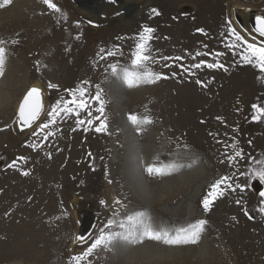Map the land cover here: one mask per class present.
I'll return each instance as SVG.
<instances>
[{"label":"rangeland","instance_id":"374dc122","mask_svg":"<svg viewBox=\"0 0 264 264\" xmlns=\"http://www.w3.org/2000/svg\"><path fill=\"white\" fill-rule=\"evenodd\" d=\"M1 1L2 0H0V2ZM62 1L64 3L62 6L68 9H64L61 5L57 6L64 13L67 11V20H63L58 14L56 18L57 23L55 22L57 26H59L62 21L65 23L64 25H67V29L63 31L64 35L65 33L67 34V38L63 35L62 41H60L61 39L59 40V42H62V45L66 46L67 42H71L72 36L74 35L76 39V44L72 45L74 47L83 45V42H88L89 46L92 47L99 45L102 49L104 47H109L110 50L114 52H122V55L118 54L113 56L114 58L102 61L103 69H108L102 82L106 86L109 98L107 96L104 97V95H106V90H104V95H102L104 101V115L101 117V119L106 118L107 129L102 133L95 132L94 127L99 121H96L92 126L84 125L77 127L76 118L74 119L75 126L71 128L69 127L71 118L67 117L63 121L58 119L57 126L61 130L57 131L54 137H50L42 148L33 150L28 147V145L33 142H41L40 137L37 138V136L32 135L33 131L19 139L21 135L18 137L14 131V129L17 128L18 122V109L16 104L18 103V106L20 105L25 96L23 95L24 92L29 90L30 86L33 84L41 85V92L43 94L42 112L36 120L37 123L35 122L34 124H37V128L40 123L46 122L47 112L50 110L51 106L60 97H64L65 99L69 98L66 90L76 89L78 86L77 83H79L78 79L80 78L73 81L74 78H71V75L67 74L70 72V68L76 63L75 59L78 58V48L76 51H73L74 53H72L71 50L70 58L66 56V58L69 59L66 66L68 72H63L60 66L63 64V57H65L64 55L66 54L61 52L59 55V51L57 52L58 44L54 45L55 38L53 37V44L47 46V56H41V53L36 51L35 41L32 37L33 35H37V31H28L27 28L25 29V26L28 25V21L33 20L37 22L35 19H32L34 14L32 11L38 4L42 3L41 0H13L11 5L0 8V39L8 41L5 45L7 48L5 74L3 77H0V129H2L0 130V185H3L6 179L14 177V175H12L13 171L19 176L23 171L20 170L19 167L29 169V156L38 158V160H32V162L35 161L34 163L37 166L42 164L46 166V169L43 171H34L32 174L28 175V178L24 181L25 183H23V187H0V264H69L71 256L81 253L84 247L87 246H82L81 243L76 240L77 236L82 235L89 237L90 242L91 237L97 235L99 228L106 224L109 219L119 221L128 214L126 213L127 211H142L149 217H151L152 213L154 216L159 215L162 219L165 218L161 223H156L154 221V224L157 226L153 225L156 228L161 226L164 230H175L186 224L189 225L201 220L204 217L220 218L221 224L224 223L225 225L220 230L216 228L219 232H215L214 227H210L211 230L206 224L197 244L180 246H166L164 244V247L168 248V250L166 249L167 251L164 250V247H161L157 252H152L147 257H145V255H140V253L136 254L137 252L131 257V251L127 254H123V258L121 256L119 257L120 247L118 246H120L121 241L120 238H117L110 246L113 249V253L115 254V252H117V254L113 256V261L108 264H212V251L214 250L216 253L218 249H220L223 259L221 260L222 257L220 258L219 256H213V258L215 257L214 264H223L224 261H226L227 264H264V216L260 215L257 211L261 199L259 193L264 192V183H261L257 178L251 180L250 186L243 193L239 190L236 192H226L223 197L215 200L213 205L218 202L219 205H212L215 208L212 209L214 210L213 212L208 211L207 213L209 214L205 213L202 206V200L210 190V185L220 177L219 173L222 171V168L218 169L216 164L223 167L227 163H220V160L224 159L221 155V153L224 152V146L217 143V140L232 143L233 139H235L238 145H242V147L241 145L238 147H241L246 154H251L256 157L264 155V122H253L251 119L253 114L251 106L259 102L260 105L264 104V93L262 94L264 90V73L261 76V72L254 67L252 68L251 65H247V69L241 65L242 62H240L239 49L236 50L237 55H235L238 56L237 58L239 60L236 58L234 60L237 64H234V67H240L239 69H232L233 65L231 64V66L228 62L223 60V57L227 53V56H225L226 58L230 55L226 44L232 42V38L228 35V22L231 21L232 27L240 31L242 33L241 35L244 34V32L239 30L232 21V7L239 6L244 9L253 8L252 10L254 13L256 12V14H259V12H264V0H208V2L206 0L207 3L205 0H198L199 3L205 4L203 8L205 7L209 10L214 9L213 11L211 10V12L202 9V16L199 19L197 13L198 6L196 7L198 4H196L195 0H151L150 2L152 4L146 0H133L136 1V4L128 7L133 9H131L130 13L126 12L127 9L125 10V15L127 17H124L123 21L113 19L114 21L112 20V22L110 21L97 25L91 24L87 19L82 21L78 19L80 13L73 0ZM126 1L129 0H115L116 3H124ZM219 1L222 2L219 3ZM14 2L17 3L16 8L12 7L15 4ZM211 4L214 5V7H212ZM80 5L86 8H92L93 1L86 5ZM153 9H156L159 15H156L152 11ZM215 9L219 10L216 12ZM237 23H239L238 20ZM128 24H130V26ZM144 26L155 29L153 33L154 39L150 44L152 49V60L147 62L146 70L162 73L169 78L161 79L156 83L139 82L138 85L128 87L123 81L122 74L119 78L112 75L108 65L115 63L123 67L130 64V53L134 50L138 34L142 32ZM82 29L84 31H82ZM94 29L97 30L95 33H93ZM197 29H204L206 35L198 32ZM75 32L77 34H75ZM83 37H85V39H83ZM12 39H17L19 43L12 45ZM98 42H100V44H98ZM109 42L113 44L111 45L113 49L108 46ZM219 44H221V46ZM216 45L223 49L219 52H225L224 55L220 57L221 59H218L220 62L222 61V64L226 63L230 66L225 64V67H228L227 72L223 69H208L211 70V72H208L207 75L204 73L203 69L206 68L204 67L202 69H193L192 71L195 74L189 76L187 72H184L178 66L181 62L162 59V57L165 56H183L184 60L182 63L185 68L200 60H207V62L210 63L209 60L214 61L212 59L215 54L211 49ZM34 49L36 50L34 51ZM196 51L207 52L209 55L201 56L202 58L197 57L196 60H192L191 55ZM99 52L97 48H94V50L87 54V56H91L89 60H97L96 62H98L99 58H95V56H97ZM237 61H239V63H237ZM37 62H39V64ZM43 63L44 65L41 69L39 65ZM92 65H95V63ZM165 65L172 66L165 67ZM251 68L252 72L250 71ZM143 70L144 69H142V71ZM239 71L243 72L244 75H241L242 73ZM248 71L251 73V76L247 73ZM172 73H177V75L172 77ZM237 73L239 74L237 75ZM234 74L235 76H233ZM236 76L239 77L238 80L242 78L238 84H236L238 80L235 81L237 78ZM205 78H208V80L206 81ZM197 79H200L203 85L206 86L196 84L195 81ZM224 79L226 81H224ZM233 79L234 81H231ZM248 79L250 84L249 81H247ZM216 80L217 82H214ZM177 81H179L180 84L177 83ZM259 81L261 83L257 84ZM50 82L58 85V88L49 89L48 84ZM208 83H211L210 87H208ZM192 84L193 86H191ZM234 84H236V86ZM96 85L100 86V83H95L89 89L92 95L95 94ZM249 85L254 87L252 88ZM166 87L171 91L174 90V93L164 90V92L167 91L168 93V95H166V93L162 94L161 90L159 92L157 91L158 89H167ZM194 87L200 89H194ZM249 87H251L250 89L252 90L248 89ZM208 88L211 90H208ZM220 90H222V93ZM190 91L192 93H190ZM209 91H211L212 95H210ZM249 91L253 93L251 94ZM213 92L215 95H218V97L215 98H219V100L213 97ZM217 92L222 94V99H220L221 95L219 96ZM184 93H187V95ZM229 93H233V95H229ZM248 93L249 98L247 97ZM257 93L261 96L257 95ZM202 94H207L208 96H203ZM254 94L257 97H255ZM205 97L211 101H208ZM187 98L189 99L187 100ZM201 98L204 102L201 101ZM227 98L230 100L229 102ZM196 100H200V103ZM214 100L216 103L220 102V106L221 104L223 105L220 107L216 103V105L213 104L216 108L215 110L211 104V102L214 103ZM109 101L112 105L114 104V107L106 108L107 106L105 105H107ZM187 101L193 106H190ZM207 102L209 103L207 104ZM201 104H203V106H200ZM227 104H229L231 109L226 107ZM239 105L241 107H239ZM232 106L234 109H232ZM207 107H209V109L212 107L213 109L209 110ZM249 107L251 108L249 109ZM221 108L223 111L225 110L224 112L228 116H225L226 118L221 117V119H217L218 117L214 118L216 112L222 111L218 110ZM238 108H240V110ZM186 110L188 112H185ZM211 111L212 113H210ZM214 111H216L215 114ZM232 111L236 113L234 114ZM231 112L233 113L232 115ZM82 114V118H89L86 113ZM130 114L137 115L140 118L148 117L152 120V123L141 125V130L138 132L137 126L133 125L128 120ZM93 115H99V113L93 111ZM216 116H218V114H216ZM208 118H210V122ZM211 118L212 120L215 119V122L212 121ZM66 120L67 122H65ZM218 120L222 121L216 123ZM233 121L235 122L230 123ZM212 122H214L216 126L212 125L214 124ZM64 127L67 128H65L66 131L73 128L75 131L63 132L62 128ZM222 127H226L227 129L231 128V131L227 129L224 130ZM85 128H88V130L85 131ZM234 128H236L235 132H233ZM27 129L28 128L25 130L27 131ZM25 130L22 132H26ZM236 131H238V134ZM230 132H232V134ZM209 133L218 135H209ZM65 137L69 138L62 142V138L65 139ZM12 138L14 140H12ZM53 138L59 139L54 141ZM12 141H14V143ZM60 141L61 144L64 143L63 146L59 144ZM249 141H251V143H249ZM55 143H57V145ZM103 147L104 149H101ZM143 150L147 153L159 151V153L162 154V156H160L161 160L157 161L158 157H155V163L152 164L162 171H164V169L168 170L164 167L174 163H179L182 168L172 172L171 175L153 174L150 176L145 172L146 162L142 159L143 163H140L132 173V169L134 168L133 159L137 160V158L141 157L140 154H142ZM39 151L42 152L36 154ZM229 152H231V149H229ZM49 153L51 154V158H49ZM89 153L91 155H89ZM19 154L20 156H18ZM154 156L157 155L155 154ZM18 157H26L27 160L26 162L17 161L19 167L17 166L16 170L14 168H7L8 165L14 160H17ZM211 160L215 163L213 167H211ZM241 163L246 164V161L240 162V166L243 167ZM128 164L129 168L127 166ZM142 165H144V167ZM244 170L245 166L243 167V171ZM6 171L8 173H6ZM235 171H237V169L232 172ZM237 175L239 176V172H237ZM174 177H176V184L173 183V186L169 179ZM109 181H111V183H109ZM243 181L245 183L244 177H240L239 180L234 179V182L241 184H244ZM32 184L33 187H29ZM137 186L145 189H147V187H153L156 191L159 190L154 199L155 202L157 201L158 203H154L153 205L155 206H148V203H145V201H142L143 198L141 199L139 197L138 194L141 192H137V190L132 188ZM107 187L113 189V195L107 192V194L109 193L110 195L108 194L109 196H106L104 191H106L105 188ZM168 187H171V189L169 190ZM174 196L176 198L173 200ZM169 197H171L169 201H166ZM236 199L241 200L240 205H237ZM101 200L109 203L101 205ZM116 200H120L121 204L117 205L115 203ZM161 200L164 201V203H162ZM74 204L76 205L74 206ZM220 204H224L225 207H221ZM227 204L230 205L227 206ZM219 208H222L219 210L220 212H218ZM245 208L253 217L252 220H249L248 217L245 216ZM116 209L119 210L118 215L115 214L117 211ZM167 210L173 214L169 216L166 214L163 215L162 211L165 212ZM177 211H180V214L176 213ZM190 212L196 215L192 223L184 221L188 219ZM215 212L216 214H214ZM174 214L179 217L176 221L177 223L170 224L166 222L170 220ZM224 214L228 216L226 221L224 220L226 217ZM233 217H235V219H233ZM173 218H175V216ZM83 219H86V221H83ZM209 220L212 225H217L218 223V220L213 222L211 219ZM113 230L124 232L123 229H119L118 227H114ZM147 241L155 242L145 240L143 243ZM171 248H176L177 250L179 248H193L196 249V251L193 249L187 250V252L183 250L169 251ZM201 249L208 251L209 254L206 255V257L210 258L208 259L209 261L199 258V250ZM104 251L110 253L111 250ZM196 252L199 254H196ZM104 256L105 255L102 253L99 257ZM96 261L97 260L94 261L92 257V264H95Z\"/></svg>","mask_w":264,"mask_h":264},{"label":"snow or ice","instance_id":"6c2138e0","mask_svg":"<svg viewBox=\"0 0 264 264\" xmlns=\"http://www.w3.org/2000/svg\"><path fill=\"white\" fill-rule=\"evenodd\" d=\"M13 0H3V3L0 4V8L4 6L11 5ZM41 2L46 6L48 10L53 13H58L63 20H67L66 13L53 2V0H41ZM111 3H115V0H109ZM156 15H159V12L156 9L152 10ZM198 32L205 34L204 29H197ZM155 29L144 26L141 33L138 34L137 42L134 45V50L130 53V64L127 66H120L119 64H109L108 68L111 71V74L117 76L118 78L122 74L124 83L128 87H133L138 85L139 82L143 83H156L161 79H168L169 77L162 74L156 73L153 71H148L147 62L152 60V49L150 47L151 42L154 39L153 33ZM251 33L256 35H251V42L245 38L244 35H241V32L236 28L232 27L231 21L228 22V35L232 38V42L227 44L226 47L233 52V55H237V49H239L240 61L243 64L251 65L252 67L259 70V72L264 73V15L255 16V24L251 29ZM8 41L0 39V77H3L5 74V63H6V53L7 48L5 45ZM19 41L17 39H12L11 44L16 45ZM206 47V46H205ZM99 56L101 60L107 59L108 57H113L116 55H122V52H114L111 50L101 49ZM207 52L196 51L191 55L192 60H196L197 57L208 56ZM223 53L216 52L214 54L215 62H207L205 60H200L197 63L189 65L187 68L184 67L182 61L184 60L183 56L162 57L164 60H173L181 62L178 66L184 71L187 72L189 76L194 75L193 69H202L206 67L207 69H223L225 72L228 71V68L224 66L218 59ZM39 64V62H37ZM172 65H165V67H171ZM142 69H144L142 71ZM39 70V69H38ZM177 73H172V77H175ZM196 84L203 85V82L200 79L195 81ZM49 89L58 88V85L53 83L48 84ZM92 87L90 81L84 80L76 89L66 90L69 98L65 99L60 97L47 112L46 122L40 123L36 129L33 130L32 135L40 137L41 142H33L28 145V147L36 150L42 148L44 144L49 140L50 137H54L57 131H60L58 128V119L63 121L66 117L74 116L76 118V125L79 126H92L96 121H99L95 125L94 131L97 133L105 132L107 129L106 118L101 119L104 115V101L102 99L103 89L96 85L95 94L92 95L89 89ZM252 121L253 122H264V105L253 104L252 106ZM42 111V101H41V90L32 87L30 88L25 96L23 97L22 102L19 105L17 117L18 123L20 125V131H24L25 128H31L32 125L36 122L39 117V114ZM93 111L99 113V115H93ZM81 113L87 114V119L81 117ZM217 119H221L218 117ZM128 120L135 126H137V131L141 130V125H148L152 123V120L148 117L140 118L137 115L130 114ZM203 123V121H202ZM2 130V129H0ZM85 131L88 128L84 129ZM75 131V129H73ZM235 131V129H234ZM209 135H218L209 133ZM227 135V134H225ZM217 143H220L224 146V152L221 155L224 159L220 160V163L227 162L230 168L235 167L237 171L232 172L230 175H223L217 179L213 184L210 185V190L204 196L202 200V206L207 213L211 206L215 203L217 198L223 197L226 192H236L239 190L241 193L245 192L246 189L250 186V182L253 179H259L261 183H264V155L259 157L253 156L251 154H246L244 150L238 147V142L233 139L232 143H226L225 141L217 140ZM251 143V141H249ZM231 149V152H229ZM49 158L51 154L49 153ZM89 155H91L89 153ZM26 157H18L17 160H14L11 164L8 165V168H16L17 161H25ZM241 161H246L245 170L239 171V165ZM146 172L151 176L156 175H171L172 172L162 171L160 168L153 165H148L146 167ZM239 172V176L237 175ZM22 175L27 176L29 172L22 171ZM240 177L245 178V183L241 184L234 182V178L239 180ZM111 183V181H109ZM260 206L257 209L258 213L264 216V192L259 193ZM101 205H105V201H100ZM117 205L121 204L120 200H116ZM237 205L241 204V200L236 201ZM116 215L119 214L117 209ZM245 216L249 220H252L253 217L249 214L248 210L244 209ZM235 219V217H233ZM207 224L206 220H198L192 224H189L187 227L176 228L173 232H169L163 229H157L151 223V217L147 216L146 213L142 211H136L131 214H127L123 219L116 221L114 219H109L106 224L99 228L98 234L94 237H91L89 242V237L77 236L76 240L81 243V245H87L84 247L83 251L79 254L72 255L69 264H92V257L97 254V250H111V245L117 238L127 240L128 243L140 244L145 240L162 242L168 246H180L186 244H197L200 240L201 234L204 231L205 225ZM114 227L123 229L124 232L114 231ZM131 237V239H129Z\"/></svg>","mask_w":264,"mask_h":264},{"label":"bare ground","instance_id":"6f19581e","mask_svg":"<svg viewBox=\"0 0 264 264\" xmlns=\"http://www.w3.org/2000/svg\"><path fill=\"white\" fill-rule=\"evenodd\" d=\"M67 1H69V0H67ZM75 3L74 4H76V8H77V10H78V12L80 13L79 15H78V19H80V21H82V20H84V19H87L89 22H91V24H94V25H97V24H103V23H105V22H112V20L113 19H119V20H122L123 21V18L125 17H127L126 15H125V10L127 9V13H130L131 12V9L132 8H128L130 5H135L136 4V1H126V2H124V3H111V2H109V0H73ZM93 1V6H92V8H86V7H84V6H81L80 4H84V5H86V4H88V3H91ZM125 1V0H124ZM147 2H150L151 0H146ZM200 1H204V0H200ZM216 1V0H215ZM214 1V2H215ZM218 1V0H217ZM224 1V0H223ZM53 2L56 4V5H61L62 6V4H64L63 3V1L62 0H53ZM195 2H196V4H198V5H196V7L198 6V9H197V13H198V15H199V17H198V19L199 18H201V16H202V9H205V10H208V12L210 11L211 12V10H209V9H207V8H203V6H205V4L204 3H199V1L198 0H195ZM205 2H206V0H205ZM207 2H208V0H207ZM206 2V3H207ZM210 2H213V1H210ZM222 1H219V3H221ZM1 3H3V0L0 2V4ZM15 4L12 6L13 8H16L17 7V3L16 2H14ZM126 3H128V4H126ZM151 3V2H150ZM72 4V3H71ZM152 4V3H151ZM212 5V4H211ZM211 5H209V6H211ZM217 5V4H216ZM152 6V5H151ZM155 6V5H154ZM62 7H64V6H62ZM61 7V8H62ZM212 7H214V5H212ZM66 7H64V9H65ZM216 8V7H215ZM66 9H68V8H66ZM150 9V8H149ZM253 9V8H252ZM252 9H250V8H248V9H244V8H242V7H239V6H233L232 7V10H231V17H232V21H233V23L235 24V26L239 29V30H241L242 32H244V34H245V36H246V39H248L250 42H251V35H256L255 33H251V25H250V20L253 18V17H255L256 15H264V12H259V14H256V12L254 13V11L252 10ZM133 10V9H132ZM214 10V9H213ZM212 10V11H213ZM216 10V12H217V10H219V9H215ZM71 11V10H70ZM135 11H136V8H135ZM134 11V12H135ZM34 14H33V17H32V19H35L37 22H34L33 20L32 21H28V25H26L25 26V29L27 28V30L28 31H34V30H36L37 31V35H33L32 37H33V39H34V41H35V47H36V49H34V51L36 50V51H38V52H40L41 53V56H44L45 55V57L47 56L46 55V51H47V46L48 45H51V44H53V37L55 38V43H54V45H57L58 47H57V52L59 51V55H60V53L61 52H63L64 54H66V55H64L65 57H63L64 58V61L62 62L63 64H61V68H62V70H63V72H66L67 71V68H66V66H67V61H69V59H67L66 58V56H68V58H70L71 57V50H72V53H74L73 51L75 50H77V48H78V50H77V52H78V58L77 59H75L76 60V63L70 68V72H68L67 74H70L71 75V78H74L73 79V81H75V80H77L78 78H80V79H78V82L79 83H77L78 85H80L81 84V82L82 81H84V80H88V81H90V84L91 85H94L95 83H100V87L103 89V91L104 90H106V95H104V93H103V95H104V97H108L109 98V94L107 93V89H106V86L104 85V83L102 82V79H103V77L105 76V74L107 73L106 71L108 70L107 68V70H105V69H103V65H102V61H104V60H109V59H111V58H114V57H108L107 59H104V60H101L100 58H99V56L100 55H102V53H100L99 52V54L97 55V56H95V58H99L98 59V62H96L97 60H89V57H91V56H87V54H89L92 50H94V48L96 49L97 48V50H101L102 48H101V46H99L98 44H100V42H98V46H96V47H92V46H89V44H88V42H83V45H81V46H78V47H74V46H72V45H75L76 44V39L74 38V35L72 36V39H71V42H72V44H71V42L69 43V42H67L66 43V46H64V45H62L61 43L62 42H59V40L60 41H62V36L64 35L63 34V31H65V29H67L66 28V26L67 25H64L65 23L62 21L61 22V24L59 25V26H57L56 25V18L58 17V13H53V12H51L50 10H48L47 8H46V6L44 5V4H42V3H40V4H38L35 8H34V10L32 11ZM31 12V13H32ZM133 12V13H134ZM66 13H67V11H66ZM72 14V13H71ZM209 15V14H208ZM31 18V17H30ZM134 18V17H133ZM241 19V21H242V24H240V23H237V20L238 19ZM28 20H30V19H28ZM58 20H61V19H58ZM73 20V19H72ZM76 20V19H75ZM87 21V22H88ZM114 21V20H113ZM139 21V20H138ZM56 22V23H55ZM77 22V21H76ZM121 22V21H120ZM128 22V21H127ZM143 22V21H142ZM146 22V21H145ZM124 23H126V22H124ZM112 24V23H111ZM137 24V23H136ZM127 25V24H126ZM129 26H130V24H128ZM37 26V27H36ZM88 26V25H87ZM78 27V26H77ZM128 27V26H127ZM44 28V29H43ZM103 28V27H102ZM37 29H39V30H37ZM125 29H127V28H125ZM79 30V29H78ZM223 30V29H222ZM81 31V30H80ZM82 31H84L83 29H82ZM94 32L93 33H95V31H97L96 29H94L93 30ZM128 31V30H127ZM72 32H74V31H72ZM65 33V32H64ZM75 34H77L76 32H75ZM82 34V33H81ZM242 34V33H241ZM243 34V35H244ZM66 33H65V37H66ZM91 35V34H90ZM63 36V37H64ZM83 36V35H82ZM187 36V35H186ZM210 36H211V34H210ZM67 38V37H66ZM76 38H78V37H76ZM82 38V37H81ZM209 38V37H208ZM83 39H85V37H83ZM258 39H264V38H260V37H258ZM80 40V39H79ZM214 40V39H213ZM219 40V39H218ZM217 40V41H218ZM98 41H100V40H98ZM221 41V40H220ZM223 41V40H222ZM34 43V42H33ZM213 43V42H212ZM225 43V42H224ZM229 43V42H228ZM78 44H80V43H78ZM214 44H215V42H214ZM222 44V43H221ZM221 44H219L220 46H221ZM111 45H113V44H110V42H109V44H108V46H110L111 47ZM227 45V44H226ZM220 46H213L212 47V52L213 53H216V52H219V51H221V50H223L222 49V47H220ZM225 47V46H224ZM112 48V47H111ZM194 48V47H193ZM103 49H105L106 51L107 50H110V48L109 47H104ZM113 49V48H112ZM225 49V48H224ZM185 50V49H184ZM227 50H229L228 48H227ZM112 51V50H111ZM225 51V50H224ZM229 52V54L230 55H228V58H226L225 56H227V54L223 57V60L225 61V62H228L230 65L232 64L233 65V68L232 69H235L236 70V68L237 67H234V64H236L235 62H234V60H235V58L236 59H238L237 57L238 56H235V55H232L233 54V52H231L230 50L228 51ZM37 53V52H36ZM225 53V52H224ZM224 53H223V55H224ZM30 54V53H29ZM37 55V54H36ZM222 55V56H223ZM31 56V55H30ZM33 57V56H32ZM38 57V56H37ZM40 57V56H39ZM51 57V56H50ZM48 58V57H47ZM202 58V57H201ZM220 58V57H219ZM92 59H94V58H92ZM221 59V58H220ZM49 60V59H48ZM71 60V59H70ZM212 60H214V59H212ZM239 60V59H238ZM57 61V60H56ZM207 61V60H206ZM210 61V63L211 62H215V61H211V60H209ZM54 62V61H53ZM65 62V63H64ZM73 62V61H72ZM167 62V61H166ZM174 62V61H173ZM199 62V61H198ZM222 62V61H221ZM241 62V61H240ZM93 63H95V65H92ZM237 63H239V61H237ZM226 64V63H225ZM225 64H224V66H225ZM43 65H44V63L41 65H39V66H41V69H42V67H43ZM174 65V64H173ZM184 65V64H183ZM226 65H228V64H226ZM231 65V66H232ZM237 65V64H236ZM241 65H243L244 67H246V69H247V65L245 66L243 63L241 64ZM36 66V65H35ZM229 66V65H228ZM239 66H240V64H239ZM74 67H75V70H74ZM227 67V66H226ZM230 67V66H229ZM243 67V68H244ZM228 68V67H227ZM240 68V67H239ZM239 68H237V69H239ZM249 68V67H248ZM253 68V67H252ZM252 68L250 69V71L252 72ZM204 70V73L205 74H207L208 72H211V70H208V69H203ZM203 70H202V72H203ZM206 70V71H205ZM214 70V69H213ZM212 70V71H213ZM216 70V69H215ZM220 70V69H219ZM229 70H230V68H229ZM257 70V69H256ZM75 71V72H74ZM240 72V71H239ZM246 72V71H245ZM230 73V72H229ZM240 73H242L241 75H244L243 74V72H240ZM248 74H250V76H251V73L248 71L247 72ZM211 74V73H210ZM214 74V73H213ZM232 74V73H231ZM239 73H237V75H238ZM260 74V73H259ZM262 74L263 73H261V76H262ZM208 75V74H207ZM224 75V74H223ZM206 76V75H205ZM230 76H232V75H230ZM233 76H235V74L233 75ZM249 76V77H250ZM254 76V75H253ZM253 76H252V78H253ZM204 77V76H203ZM237 78L235 79V77H234V79H235V81L236 80H238L239 79V77L238 76H236ZM242 77V76H241ZM248 77V78H249ZM259 77V76H258ZM227 78V77H226ZM247 78V77H246ZM254 78H255V76H254ZM261 78V77H260ZM175 79V78H174ZM206 79V81L208 80V78H205ZM219 79H221V78H219ZM219 79H217V80H219ZM229 79V78H228ZM227 79V80H228ZM234 79L233 80H231V81H234ZM243 79H244V77H243ZM217 80L216 81H214V82H217ZM223 80V79H222ZM241 80H242V78H241ZM241 80H238L237 82H236V84H238V82H240ZM250 80H251V77H250ZM260 80V79H259ZM224 81H226L225 79H224ZM229 81V80H228ZM245 82H247V81H249V79L246 81V80H244ZM254 81V80H253ZM191 82V81H190ZM243 82V81H242ZM241 82V83H242ZM177 83H179V81H177ZM184 83V82H183ZM225 83V82H224ZM233 83V82H232ZM244 83V82H243ZM251 83H252V81H251ZM258 83H261L260 81L259 82H257V84ZM180 84V83H179ZM187 84V83H186ZM193 84H194V82H193ZM193 84L191 85V86H193ZM210 84L211 83H208V87H210ZM236 84H234L235 86H236ZM245 84V83H244ZM248 84V83H247ZM249 84H250V81H249ZM254 84H256V83H254ZM164 85V84H163ZM163 85H162V87H163ZM213 85V84H212ZM211 85V86H212ZM70 86V85H69ZM216 86V85H215ZM249 86H251V85H249ZM32 87H36V88H38V89H40L41 91H42V87H41V85H39V84H33L32 86H30V88H32ZM187 87V86H186ZM219 87V86H218ZM218 87H217V89H218ZM223 87V86H222ZM248 87V86H247ZM252 87V86H251ZM251 87H249L248 89H250ZM254 87V86H253ZM252 87V88H253ZM263 87V86H262ZM167 88V87H166ZM170 88V87H169ZM189 88H190V86H189ZM189 88H187V89H189ZM196 88H198V87H196ZM195 87H194V89H196ZM214 88V87H213ZM233 88V87H232ZM242 88V87H241ZM246 88V87H245ZM191 89V88H190ZM198 89H200V88H198ZM206 89V88H205ZM210 88H208V90H209ZM214 89H216V88H214ZM222 89V88H221ZM240 89V88H239ZM244 89V88H243ZM261 89V88H260ZM264 89V88H263ZM63 90V89H62ZM161 90V92H162V94H165L166 93V95H168V93H167V91L166 92H164V90H168V91H171L170 89H158L157 91L159 92ZM201 90H203V89H201ZM207 90V91H208ZM211 90V89H210ZM250 90H252V89H250ZM27 91L28 90H26L25 92L27 93ZM110 91H111V89H110ZM123 91V90H122ZM122 91H120V92H122ZM174 91V90H173ZM173 91H171V92H173ZM178 91H180V90H178ZM184 91V90H183ZM186 91V90H185ZM207 91H205V92H207ZM224 91V90H223ZM228 91H230V90H228ZM255 91V90H254ZM260 91V90H259ZM259 91H256V92H259ZM262 91V90H261ZM24 92V94L23 95H25L26 93ZM105 92V91H104ZM118 92V91H117ZM124 92V91H123ZM160 92V93H161ZM187 92V91H186ZM192 92H193V90H192ZM191 91H190V93H192ZM198 92V91H197ZM215 92V91H214ZM213 92V97L215 98V97H218V95H215V93ZM218 92H219V90H218ZM217 92V93H218ZM220 92L222 93V90H220ZM232 92V91H231ZM234 92V91H233ZM250 92V91H249ZM255 92V93H256ZM114 93V92H113ZM174 93V92H173ZM203 93V92H202ZM209 93H210V95H212V93H211V91H209ZM208 93V94H209ZM219 94V96L221 95V97H220V99H222V94ZM236 93V92H235ZM241 93V92H240ZM251 93V92H250ZM253 93V92H252ZM251 93V94H252ZM264 93V90H263V92H262V94ZM183 94V93H182ZM185 95H187V93H184ZM198 94V93H197ZM227 94V93H226ZM243 94V93H242ZM113 95V94H112ZM203 95V94H202ZM205 95V94H204ZM203 95V96H204ZM207 95V94H206ZM205 95V96H206ZM229 95H233V93H229ZM248 96V98H249V93L247 94ZM255 95V94H254ZM257 95H260V94H258L257 93ZM42 96H43V94H42ZM111 96V95H110ZM191 96V95H190ZM194 96H196V97H198L197 95H194ZM208 96V95H207ZM224 96V95H223ZM261 96V95H260ZM259 96V97H260ZM69 97V96H68ZM185 97H187V96H185ZM185 97H184V99H185ZM193 97V96H192ZM226 97V96H225ZM224 97V98H225ZM232 97V96H231ZM251 97V96H250ZM255 97H257L256 95H255ZM206 98V97H205ZM223 98V99H224ZM237 98V97H236ZM239 98V97H238ZM252 98V97H251ZM189 98H187V100H188ZM202 99V98H201ZM207 99V98H206ZM210 99V98H209ZM212 99V98H211ZM216 99V98H215ZM243 99V98H242ZM241 99V100H242ZM255 99V98H254ZM264 99V98H263ZM191 100V99H190ZM192 100H193V98H192ZM195 100V99H194ZM208 100V99H207ZM216 100H219V98H217ZM227 100H228V98H227ZM248 100H250V99H248ZM196 101H198V103H200V100H196ZM202 102H204L203 101V99L201 100ZM208 101H211V100H208ZM225 101V100H224ZM230 100H228V102H229ZM253 101V100H252ZM260 101H263V100H260ZM187 102H189V101H187ZM206 102V101H205ZM214 103H212L211 102V104H212V107L213 108H215L214 107V105H216V104H218V106H220L219 105V103H216V101L214 100L213 101ZM234 102V101H233ZM242 102V101H241ZM245 102V101H244ZM251 102V101H250ZM108 103V102H107ZM197 103V102H196ZM209 102H207V104H208ZM216 103V104H215ZM224 103V102H223ZM260 103V102H259ZM258 103V104H259ZM263 103V102H262ZM261 103V104H262ZM121 104V103H120ZM189 104H190V102H189ZM214 104V105H213ZM231 104V103H230ZM233 104V103H232ZM234 104H235V102H234ZM233 104V105H234ZM245 104V103H244ZM243 104V105H244ZM248 104V103H247ZM246 104V105H247ZM255 104V103H254ZM223 104H221V106H222ZM226 105V104H225ZM241 105H242V103H241ZM245 105V106H246ZM250 105V104H249ZM264 105V104H263ZM105 106H107L106 108H112V107H114V104L112 105V103L109 101V103L107 104V105H105ZM187 106H188V103H187ZM190 106H193V105H191L190 104ZM200 106H203V104H201ZM200 106H198V107H200ZM218 106H216V107H218ZM220 106V107H221ZM229 104H227V108H230L231 109V107L229 106ZM16 107H17V109L19 108V106H18V103L16 104ZM210 107V106H209ZM209 107H207L208 109H209ZM210 108V109H213V108ZM225 107V106H224ZM223 107V108H224ZM235 107V106H234ZM238 107V106H237ZM239 107H241L240 105H239ZM244 107V106H243ZM242 107V108H243ZM201 108V107H200ZM206 108V107H205ZM247 108V107H246ZM245 108V109H246ZM251 107H249V109H250ZM188 109V108H187ZM209 109V110H210ZM232 109H234L233 108V106H232ZM239 110H240V108H238ZM237 109V110H238ZM252 109V108H251ZM215 110H216V108H215ZM218 110H222L223 111V109L221 108V109H218ZM236 110V109H235ZM238 110V111H239ZM242 110V109H241ZM18 111V110H17ZM213 111V110H212ZM212 111L210 112V113H212ZM216 112V111H214V114H215V112H216V114H218V116H216V114H215V117L214 118H216V117H222V118H226L225 116H228L227 114H225V110L223 111V112ZM185 112H188L187 110L185 111ZM189 112H190V110H189ZM234 114L236 113V112H234V111H232ZM231 112V115L233 114ZM240 112V111H239ZM238 112V113H239ZM207 113H209V112H207ZM242 114V113H241ZM81 115L83 116V114L81 113ZM206 116H207V114H206ZM211 116V115H210ZM209 116V117H210ZM242 117H244V116H242ZM67 118V117H66ZM71 118V123H70V125L71 124H73V125H69V127H71L72 128V126H75L74 125V119H75V117L74 116H72V117H70ZM228 118V117H227ZM209 119L210 118H208V121H209ZM238 119V118H237ZM70 120V119H69ZM211 120H212V118H211ZM215 119H213L212 121H214ZM217 120V119H216ZM245 120V119H244ZM17 121H18V117H17ZM222 120H218L216 123H218V122H221ZM246 121H247V119H246ZM65 122H67V120L65 121ZM210 122V121H209ZM215 122V121H214ZM214 122H212V123H214ZM224 122V121H223ZM222 122V123H223ZM226 122V121H225ZM235 121H233V122H230V123H234ZM37 123V122H36ZM205 123V122H204ZM228 123V122H227ZM68 124V123H67ZM66 124V125H67ZM220 124V123H219ZM249 124V123H248ZM36 125L37 124H33L32 125V127L31 128H28L27 129V131L26 132H22V131H20V125H19V123L17 122V128L16 129H14V131H15V134L19 137V135H21V137L19 138V139H21L22 137H24V136H26L27 134H29L30 132H32L34 129H36ZM206 125V124H205ZM212 125H215V123L214 124H212ZM224 125V124H223ZM235 125V124H234ZM216 126V125H215ZM214 126V127H215ZM217 126H218V124H217ZM220 126V125H219ZM222 126V125H221ZM228 126H230V125H228ZM232 126V125H231ZM68 127V126H67ZM78 127V126H77ZM65 128L66 127H64V128H62L63 129V132H71L73 129H71V130H65ZM222 128H224V130L225 129H227L226 127H222ZM253 128V127H252ZM26 129V128H25ZM60 129V128H59ZM67 129V128H66ZM221 129V128H220ZM233 129V128H232ZM234 129H236V128H234ZM238 129V128H237ZM241 129V128H240ZM61 130V129H60ZM65 130V131H64ZM222 130V129H221ZM227 130H229V131H231V128L230 129H227ZM252 130V129H251ZM13 132V131H12ZM73 132V131H72ZM209 132V131H208ZM214 132V131H213ZM233 132H235V131H233ZM238 131H236V133H237ZM240 132V131H239ZM260 132V131H259ZM231 134H232V132H230ZM242 133V132H241ZM10 134V133H9ZM13 134V133H12ZM70 134V133H69ZM235 134V133H234ZM238 134V133H237ZM58 135H60V134H58ZM61 135H63V134H61ZM79 135V134H78ZM227 135H229V134H227ZM236 135V134H235ZM240 135V134H239ZM242 135V134H241ZM244 135V134H243ZM14 136V135H13ZM8 137H10V136H8ZM29 137V136H28ZM232 137V136H231ZM230 137V138H231ZM38 138V137H37ZM69 138V137H68ZM68 138H66L65 137V139H63L62 138V142H64V140L66 141V139H68ZM75 138H76V136H75ZM78 138H79V136H78ZM54 139V138H53ZM57 139H59V138H57ZM56 138L54 139V141H56L57 140ZM77 139V138H76ZM83 139V138H82ZM224 139V138H223ZM229 139V138H228ZM238 139V138H237ZM236 139V140H237ZM8 140V139H7ZM12 140H14L13 138H12ZM240 140V139H239ZM238 140V141H239ZM241 141H242V139H241ZM10 142V141H9ZM13 143H14V141H12ZM216 142V141H215ZM233 142V141H232ZM59 143V142H58ZM226 143H228V142H226ZM56 145H57V143H55ZM60 145H62L63 146V144H61V141H60V143H59ZM58 144V145H59ZM217 144V143H216ZM242 144H244V143H242ZM16 145V144H15ZM66 145H67V143H66ZM239 145H241V144H239ZM238 145V146H239ZM14 146V145H13ZM55 146V145H54ZM52 147V146H51ZM59 147V146H58ZM241 147H242V145H241ZM240 147V148H241ZM18 148H20V147H18ZM24 148V147H23ZM27 148V147H26ZM12 149H13V147H12ZM53 149V148H52ZM60 149V148H59ZM62 149V148H61ZM101 149H104V147L103 148H101ZM155 149V148H154ZM221 149V148H220ZM18 150V149H17ZM54 150H55V147H54ZM71 150V149H70ZM148 150V149H147ZM214 150H217V149H214ZM225 150V149H224ZM14 151V150H13ZM27 151V150H26ZM53 151V150H52ZM69 151V150H68ZM67 151V152H68ZM17 152V151H16ZM42 151H39V152H37L36 154H40ZM62 152H63V150H62ZM163 152V151H162ZM159 151H155L154 153H152V152H145L144 150L142 151V154H140L141 155V157H139V158H137V160L136 159H133V166H134V168L132 169V173H133V170H135L136 169V167H138L139 166V164L141 163H143V160L142 159H144V161L146 162L145 164V167H147L148 165H152L153 163H155L154 162V158L155 157H158L157 158V161L158 160H161L160 159V156H162V154L161 153H159ZM216 153V152H215ZM24 154V153H23ZM62 154V153H61ZM66 154V153H65ZM157 155V156H154V155ZM9 155V154H8ZM13 155V154H12ZM33 155V154H32ZM215 155V154H214ZM14 156V155H13ZM18 156H20V154L18 155ZM15 158V157H14ZM141 158V159H140ZM217 158V157H216ZM212 159H214V158H212ZM220 159H221V157H220ZM28 160H29V162H30V164H29V166H30V168L28 169V168H24V167H19V164H17V166L19 167V169L20 170H23V171H27V172H29V175L30 174H32L34 171H36V172H41V171H43L44 169H46L45 167V165L44 164H42V165H40V166H37L34 162H32V160H38V158L37 157H34V156H29V158H28ZM216 160V159H215ZM219 160V159H218ZM101 161V160H100ZM129 162V161H128ZM131 162V161H130ZM170 163V162H169ZM211 167H213V165L215 164V163H213V161L211 160ZM33 165V167H32V165ZM95 164V163H94ZM98 164V163H97ZM167 164V163H166ZM100 165V164H99ZM102 165V164H101ZM228 164L226 163L223 167L222 166H220L219 164H216V167L218 168V169H220V168H222V171L219 173L220 174V177L221 176H223V175H229L232 171H234L236 168L235 167H233V168H230L229 166H227ZM241 165L244 167L246 164L245 163H241ZM128 166V168H129V164L127 165ZM143 167H144V165H142ZM141 166V167H142ZM100 167V166H99ZM210 167V168H211ZM243 167H241L240 165H239V171H243ZM8 168V167H7ZM164 168H166V169H168V170H165ZM163 169H164V171H171V172H174V171H177V170H179L180 168H182V166L179 164V163H174V164H172V165H167L166 167H164ZM216 168V169H217ZM15 170H16V168H14ZM33 169V170H32ZM144 169V168H143ZM11 170V169H10ZM31 171V173H30V171ZM211 170H212V168H211ZM17 171H19V170H17ZM89 171V170H88ZM140 171V170H139ZM2 172V171H1ZM5 172V171H4ZM146 172V171H145ZM6 173H8L7 171H6ZM19 173V172H18ZM134 173H135V171H134ZM145 174V173H144ZM207 174H208V172H207ZM210 174V173H209ZM1 175V174H0ZM12 175H14V177H16V178H14V177H10V178H8V179H6V181H5V185L3 184V185H0V187H23V183H25L24 181H25V179L26 178H28V175L27 176H24V175H22V174H20L19 176H18V174H16V172L15 171H13L12 172ZM78 176V175H77ZM144 176H146V175H144ZM98 177V176H97ZM208 177H209V175H208ZM219 177V178H220ZM14 178V179H13ZM218 178V179H219ZM169 179V178H168ZM235 179V178H234ZM169 180H171V182L170 183H172V185H173V183L174 184H176L175 183V180H176V177H174V178H171V179H169ZM255 181V180H254ZM36 182V181H35ZM243 183H244V181H243ZM257 183V182H256ZM255 183V184H256ZM168 184H169V182H168ZM40 185V184H39ZM170 185V184H169ZM171 186V185H170ZM174 186V185H173ZM29 187H33V184L31 185V186H29ZM34 187H36V186H34ZM172 187V186H171ZM171 187H168V189L170 190L171 189ZM253 187H255V186H253ZM264 187V186H263ZM108 188V187H107ZM107 188H105L106 189V191H104V193H106V196H109L110 194H112L113 195V189L111 188V187H109L108 189ZM134 190H137V192H141L140 194H138L139 195V197L142 199V201H145V203H148V206H155V205H153L154 203H158L157 201L155 202V195L158 193V191H156V189H154L153 187H147V189H145V188H142V187H132ZM261 188V187H260ZM165 189V188H164ZM107 192H109L108 194H107ZM130 195V194H129ZM128 195V196H129ZM105 196V195H104ZM132 196V195H131ZM130 196V197H131ZM145 196V197H144ZM193 197V196H192ZM171 197H169L166 201H169V199H170ZM176 197L174 196L173 197V200L175 199ZM238 198V197H237ZM114 199V198H113ZM105 200V199H104ZM108 200V199H107ZM112 200V199H111ZM222 200V199H221ZM237 200V199H236ZM135 201V200H134ZM136 202V201H135ZM135 202H133V203H135ZM161 202L162 203H164V201H162L161 200ZM173 202V201H172ZM107 203H109V202H107ZM106 203V204H107ZM113 204V203H112ZM142 204V203H141ZM144 204V203H143ZM76 204H74V206H75ZM138 205V204H137ZM146 205V204H145ZM215 205H219V202L217 203V204H215ZM215 205H213V206H215ZM221 205V207L222 206H224V204H220ZM230 205V204H229ZM228 204H227V206H229ZM131 206V205H130ZM130 206H129V208H130ZM142 206V205H141ZM147 206V207H148ZM160 206H162V205H160ZM212 206V208H211V210L212 209H214L215 207H213ZM248 206V205H247ZM135 207H137V206H135ZM145 207V206H144ZM146 207V208H147ZM225 207V206H224ZM106 208V207H105ZM141 208V207H140ZM150 208V207H149ZM156 209H157V207H156ZM220 209H222V208H219L218 209V212H220L219 210ZM117 210V209H116ZM129 210V209H128ZM131 210H132V208H131ZM150 210H151V208H150ZM191 210H193V209H191ZM209 210L210 212H213L214 210ZM102 211H104V210H102ZM153 211V210H152ZM224 211V210H223ZM134 211H127L126 213H128V214H131V213H133ZM154 212V211H153ZM216 212H217V210H216ZM216 212L214 213V214H216ZM217 212V213H218ZM221 212H222V210H221ZM229 212V211H228ZM155 213V212H154ZM156 213H157V211H156ZM176 213H178V214H180V211H177ZM252 213V212H251ZM253 213H256V212H253ZM162 214L163 215H170V214H173L172 212H168V210L167 211H162ZM187 214V213H186ZM207 214H209V213H207ZM213 214V215H214ZM221 214V213H220ZM225 215V214H224ZM175 216V218H173ZM196 215H195V213L193 214V213H191L190 212V215H188V219H186V220H184V221H187V222H189V223H192V222H194V220H193V218L195 217ZM226 216V215H225ZM173 219L172 218H170V220H168V221H166V222H168V223H177L176 221L178 220V215H173ZM191 217H192V219H191ZM187 218V217H186ZM227 218H228V216H226L225 217V221L227 220ZM121 219V218H120ZM163 219H165V218H163ZM163 219L161 218V217H159V215L158 216H154L152 213H151V222L153 223V225H156V224H154V221L156 222V223H161L162 221H163ZM209 219H211L212 220V222L213 221H217L218 220V223H217V225H212L211 224V222H210V220ZM244 219V218H243ZM203 220H206L207 221V226L210 228V227H214V229H215V232L217 231V232H219L218 230H216V228L217 229H222L223 228V226L225 225L224 223L223 224H221L222 222H221V219L220 218H213V217H204L203 218ZM83 221H86V219H83ZM229 221V220H228ZM227 221V222H228ZM232 221V220H231ZM236 221V220H235ZM181 223V222H180ZM86 224V223H85ZM90 224V223H89ZM157 226V225H156ZM188 226V224H186L185 226H182V227H187ZM232 226V225H231ZM155 227V226H154ZM159 228H157V229H163V227H161V226H158ZM156 228V227H155ZM211 229V228H210ZM224 229H226V228H224ZM164 230V229H163ZM212 230V229H211ZM227 230V229H226ZM166 231H169V232H173L174 230H166ZM223 232V231H222ZM212 233H214V232H212ZM225 233V232H224ZM223 234V233H222ZM254 234V233H253ZM257 234V233H256ZM225 235V234H224ZM232 236V235H231ZM129 239H131V237H129ZM122 243H121V242ZM120 246H118V247H120L119 248V257L121 256L122 258H123V254H127L129 251H131V257L134 255V253H136V254H139L140 253V255H145V257H147L148 255H150L152 252H157V250H159V249H161V247H164L165 245L162 243V242H160V243H158V242H149V241H147V242H145V243H140V244H135V246H134V244L133 243H128V241L127 240H124V239H121L120 238ZM166 246H168V245H166ZM140 249V250H139ZM168 250V248L167 247H164V250L165 251H167ZM193 248H179L178 250L176 249V248H171V249H169V251H186L187 252V250H192ZM217 249V248H216ZM193 250H195L196 251V249H193ZM208 250V249H207ZM210 250V249H209ZM212 250V249H211ZM139 251V252H138ZM105 252V253H104ZM189 252V251H188ZM102 253H103V255H105L104 257H99L100 255H102ZM195 253V252H194ZM200 253V254H199ZM199 253H197L196 252V254H199V258L200 259H202V260H208V259H210V258H208V257H206V255H208L209 253H208V251H206V250H199ZM210 253H211V251H210ZM115 254H117V252H115ZM114 253H113V249L111 248V251H110V253L109 252H106V251H104V250H97V254L93 257L94 258V261L95 260H97L96 261V263L95 264H108V263H110L111 261H113V259H114V255H115ZM193 254V253H192ZM222 255V253L220 252V249H218V251L215 253L214 252V250L212 251V261H211V263L212 264H214L215 262H214V259H215V257H222L221 256ZM213 256H215L214 258H213ZM226 256H227V254H226ZM139 257V256H138ZM98 258V259H97ZM135 258H136V256H135ZM140 258V257H139ZM226 258V257H225ZM92 259V258H91ZM219 259V258H218ZM223 259V257L221 258V260ZM224 260H226V259H224ZM209 261V260H208ZM264 262V261H263ZM187 263V262H186ZM198 263V262H197ZM203 263V262H202ZM205 263V262H204ZM217 263V262H216ZM219 263V262H218ZM223 264H227L226 263V261H224L223 262Z\"/></svg>","mask_w":264,"mask_h":264},{"label":"water","instance_id":"95a60500","mask_svg":"<svg viewBox=\"0 0 264 264\" xmlns=\"http://www.w3.org/2000/svg\"><path fill=\"white\" fill-rule=\"evenodd\" d=\"M238 22H239L240 24H242V21H241L240 18L238 19ZM254 24H255V17H253V18L250 20L251 28L254 27ZM41 101H42V106H43V96H42V92H41ZM41 112H42V111H41ZM40 114H41V113H40ZM40 114H39V115H40Z\"/></svg>","mask_w":264,"mask_h":264}]
</instances>
